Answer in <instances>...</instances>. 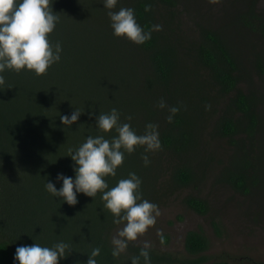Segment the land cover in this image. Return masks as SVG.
I'll return each instance as SVG.
<instances>
[{"label": "trees", "instance_id": "16d2710c", "mask_svg": "<svg viewBox=\"0 0 264 264\" xmlns=\"http://www.w3.org/2000/svg\"><path fill=\"white\" fill-rule=\"evenodd\" d=\"M78 1H68L61 13V1L53 0L52 3L53 11L60 17L50 34L53 43H62L59 62L42 75L30 70H5L3 73L4 82L0 84V264H14L18 245L37 242L51 246L61 240L69 243L72 251L59 264H86L94 247L101 249L96 257L98 264H131V257L139 255L143 245L129 243L119 257L112 256V230L117 225L112 222V214L103 207L100 193L95 198L79 193L78 203L69 205L45 189L46 180L55 181L57 172L74 177L69 148L78 147L88 135L115 134L100 133L96 126H87L84 122L87 118L95 120L99 112H108L97 109L100 105L91 108L93 93L103 96L109 106L112 93H124L129 85L135 87L132 58L145 63L149 73L145 80L148 91L160 92V95L149 97L155 105L147 103V114L163 119L158 122L161 149L180 157L193 143L191 117L179 111L169 123L167 110L156 105L160 98L170 97L172 79L178 67V50L189 58L197 74L194 55L206 71L202 85L213 87L216 101L221 102L216 131L234 146L224 174L227 182L245 194L253 192L259 182L264 161L262 95L245 92L240 87L244 80L241 75L243 60L234 40L222 26L217 29L203 27L191 48L187 49L184 44L181 48V42L173 37L175 0H124L114 10L132 7L142 26H163L160 31H153L149 41L137 45L114 36L110 25L102 35H89L85 32L86 27L90 24L101 26L109 21V17L96 16L94 5L91 11L87 5L79 10ZM146 4L151 5L150 11H145ZM255 10L251 5L237 15V20L240 26L255 33L261 30L264 34V17L254 13ZM78 11H86L87 15ZM80 36L82 43L78 44L76 38ZM138 90L142 93L141 82ZM206 100L209 101L208 96ZM140 105H144L143 102ZM74 109L82 112L78 121L71 126L63 125L60 116L70 114ZM89 112L94 115L89 116ZM138 112L142 113L141 107ZM142 147L138 146L131 154L126 153L117 175L106 179L111 187L129 172H135L142 179L141 191L147 199L150 192L146 185L151 178L148 175L151 167L145 166L142 160ZM148 154L153 160L154 152ZM175 168L173 180L178 186L191 181L188 168ZM61 184L62 181L56 182V187ZM186 204L200 214L208 209L207 202L197 197H188ZM208 246L202 231L191 230L185 236L184 248L192 258L181 260L167 251L150 247L151 264H203L207 258L202 254ZM140 264H143V257ZM212 264L237 263L223 260Z\"/></svg>", "mask_w": 264, "mask_h": 264}, {"label": "rangeland", "instance_id": "374dc122", "mask_svg": "<svg viewBox=\"0 0 264 264\" xmlns=\"http://www.w3.org/2000/svg\"><path fill=\"white\" fill-rule=\"evenodd\" d=\"M60 1L61 13L68 6L67 2L72 0ZM175 1L173 37L181 42V48L183 44L187 49L191 48V44L199 39L203 27L217 29L222 26L234 40L243 60L244 71L241 75L244 80L240 87L245 92L262 95L264 109V34L261 30L255 33L240 26L237 20V15L251 5L256 9L254 13L264 17V0H219L217 3H210L209 0ZM119 3H124V0H119ZM86 5L90 11L92 5L96 6V16L107 17L108 9L103 7L102 0H79L77 7L82 10ZM78 12L87 15L86 11ZM108 25L110 20H106L101 26L93 27L90 24L85 32L91 36L95 33L102 35ZM76 42L82 43L81 36L76 38ZM178 52L177 72L172 79L170 97L165 98V101L169 106H178L181 112L191 117L193 143L180 157L179 154L163 149L154 152V159L149 164L151 168L148 175L151 178L146 186L150 196L147 199L158 204L161 214L154 226L129 243L144 245L147 241L151 247L186 260L193 256L184 248L185 236L188 231L200 230L209 242L208 249L202 254L207 258L203 264L223 260L237 264H264V161L259 182L253 192H239L227 182L224 174L234 153V146L222 138L215 128L221 102L216 101L213 87L202 85L206 79V71L197 63L194 55L192 59L197 74L189 58L181 51ZM131 63L135 87L129 85L124 93H112L109 106L104 102L103 96L93 93L91 108L100 105L97 109L109 111L116 107L123 115L121 120L130 122L142 134L147 123L156 121L158 124L163 120L154 114H147V103L155 105L149 97L160 92L148 91L145 80L149 73L145 63L142 60L139 63L135 58L131 59ZM140 82L143 86L142 93L138 90ZM96 96L98 98L94 99ZM207 96L209 101L206 100ZM141 102L144 105H140ZM207 105L210 108H206ZM140 107L142 113L138 112ZM129 115L132 116L131 121L126 120ZM84 124L96 126L95 120L90 118ZM179 166H185L192 174L191 181L182 186H178L173 180L175 167ZM188 197L205 200L207 211L200 214L189 208L186 204ZM122 226L123 224L117 225L112 230V236Z\"/></svg>", "mask_w": 264, "mask_h": 264}, {"label": "clouds", "instance_id": "9594fccd", "mask_svg": "<svg viewBox=\"0 0 264 264\" xmlns=\"http://www.w3.org/2000/svg\"><path fill=\"white\" fill-rule=\"evenodd\" d=\"M217 3L219 0H209ZM53 0H0V84L4 82L5 70H30L36 75L45 74L50 66L61 60L62 43H53L50 34L60 20L52 8ZM103 7L108 9L107 16L113 35L123 37L141 45L149 41L153 31H160L161 24L142 26L132 7H120L119 0H102ZM151 5H145V11H150ZM159 109L167 110V120L171 123L180 111L178 106H169L164 98L156 105ZM206 108H210L207 105ZM82 112L74 109L70 114L60 116L63 125L71 126L77 122ZM93 116V112L88 113ZM127 121L132 116L126 117ZM95 125L100 133L88 135L78 147L69 148V155L74 177L64 172H57L55 181L47 179L45 189L53 197L60 198L69 205L78 203V194L83 193L95 198L100 193L103 207L113 217L116 225L123 224L111 238L112 256L119 257L127 250L130 241H135L149 227L156 224L160 216L158 204L143 198L141 191L142 179L135 172H129L120 178L114 186L109 187L106 177H115L117 169L124 160L125 154L136 151L143 146L142 160L145 166L150 164L148 153L162 148L159 125L147 123L144 132L138 133L130 122L121 120V113L116 107L108 112H99L95 116ZM62 181L59 188L56 182ZM151 245L145 241L138 256L131 257V264H151ZM72 251L69 243L61 240L51 246L40 243L18 245L14 252V264H59ZM101 249L94 247L88 254L86 264H98L96 259Z\"/></svg>", "mask_w": 264, "mask_h": 264}]
</instances>
